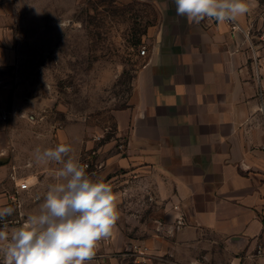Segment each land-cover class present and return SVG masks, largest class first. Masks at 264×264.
Segmentation results:
<instances>
[{
    "label": "crops",
    "instance_id": "obj_1",
    "mask_svg": "<svg viewBox=\"0 0 264 264\" xmlns=\"http://www.w3.org/2000/svg\"><path fill=\"white\" fill-rule=\"evenodd\" d=\"M146 1L158 21L133 83L134 101L114 112L123 149L103 145L109 155L98 162L96 178L109 176L112 189L122 185L124 217L152 221L139 226L149 253L138 264H211L216 243L264 264V70L255 59L256 51L264 54V0H248L250 11L236 27L210 19L189 24L173 0ZM3 137L0 207L24 219L38 209L59 165L37 164L26 148L20 170L18 144ZM23 182L28 188H20ZM123 230L116 224L113 242H99L90 264H114L107 257L120 234L133 246Z\"/></svg>",
    "mask_w": 264,
    "mask_h": 264
},
{
    "label": "rangeland",
    "instance_id": "obj_2",
    "mask_svg": "<svg viewBox=\"0 0 264 264\" xmlns=\"http://www.w3.org/2000/svg\"><path fill=\"white\" fill-rule=\"evenodd\" d=\"M157 21L146 0H0V140L12 137L18 144L20 170L26 171V148L30 158L37 148L69 144L96 177L98 162L109 155L100 151L103 145L123 149L114 112L134 101L133 83L145 62L141 50L152 45L149 34ZM88 140L92 145L81 148ZM121 189L113 188L120 195L118 209ZM24 219L9 217L8 224L21 225ZM145 220L119 213L117 225L134 244L128 247L120 234L107 257L114 264H138L149 253L139 227ZM216 244L211 264H256L246 252Z\"/></svg>",
    "mask_w": 264,
    "mask_h": 264
},
{
    "label": "clouds",
    "instance_id": "obj_3",
    "mask_svg": "<svg viewBox=\"0 0 264 264\" xmlns=\"http://www.w3.org/2000/svg\"><path fill=\"white\" fill-rule=\"evenodd\" d=\"M177 16L189 24L205 19L236 21L250 11L248 0H173ZM63 30V23H60ZM69 144L35 151L37 164L59 165L39 207L9 231L16 211L0 207L2 264H90L98 243L109 238L119 219L117 195L110 184L89 174Z\"/></svg>",
    "mask_w": 264,
    "mask_h": 264
},
{
    "label": "built area",
    "instance_id": "obj_4",
    "mask_svg": "<svg viewBox=\"0 0 264 264\" xmlns=\"http://www.w3.org/2000/svg\"><path fill=\"white\" fill-rule=\"evenodd\" d=\"M226 23L232 25L233 27H236V21H230V22H226ZM260 39H261V41L264 43V31L262 32V34H261V36H260ZM263 46H264V44H263ZM146 52H147V49H146V46H144L143 49L141 50V54H142V55H146ZM257 52H258V51L255 52V55H256L255 59H256L257 67H258V69H260V70H264V54H263V55H261L260 53L257 54ZM96 139L100 140L101 137H100V136H97ZM96 153H97V151H95V150L92 151V154L95 155ZM86 166H87V167L89 166V163H88V162L86 163ZM20 188H22V189H26V188H28V183H27V182H23V183H21V184H20ZM150 200H152L151 197H150ZM181 220H182V219H180V218L178 219V222H179L180 224L182 223ZM261 252H262L261 248H258V253H261ZM139 255H143V252H140V251H139Z\"/></svg>",
    "mask_w": 264,
    "mask_h": 264
}]
</instances>
